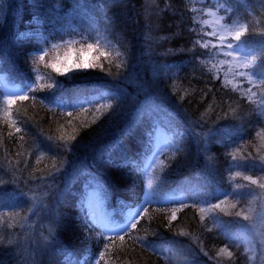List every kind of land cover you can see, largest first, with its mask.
<instances>
[{
	"label": "trees",
	"instance_id": "trees-1",
	"mask_svg": "<svg viewBox=\"0 0 264 264\" xmlns=\"http://www.w3.org/2000/svg\"><path fill=\"white\" fill-rule=\"evenodd\" d=\"M260 33L264 0H0V72L17 84L0 86V264H264L230 235L244 221L219 202L236 190L247 203L255 185L243 176L264 175V150L252 148L264 132ZM221 37L245 53L220 63ZM83 51L103 70L52 67ZM67 92L63 107L48 105ZM160 131L171 139L155 191L172 199L104 237L87 206L93 183L109 211L130 208Z\"/></svg>",
	"mask_w": 264,
	"mask_h": 264
},
{
	"label": "rangeland",
	"instance_id": "rangeland-1",
	"mask_svg": "<svg viewBox=\"0 0 264 264\" xmlns=\"http://www.w3.org/2000/svg\"><path fill=\"white\" fill-rule=\"evenodd\" d=\"M214 25L216 27H219V32H224L225 28L220 26V22L218 20L214 21ZM229 40H222V42L219 43V46L217 51L219 52V57H217V60L220 63L226 62V61H232L234 59V56L237 54H244L245 50L239 46H234V55L228 56L227 52L229 51L225 45L228 43ZM89 52H81L79 55H75L76 53L73 52L72 56L70 57L69 61H75L77 59L88 61L91 57L90 54H87ZM0 86H3L5 90L9 94H13L15 91H17V87L14 86V84L10 83L6 76H4L0 72ZM148 106V103L143 104L142 109L144 110ZM171 137L164 131H160L158 134V137L156 139V144L153 148V151L151 154L144 160L142 169L146 174V190H147V197H146V203H144V206L141 208H135V209H129L126 212L122 213L120 217L114 218L113 212L109 211L106 205V201L104 197H102V194L100 191L91 189L87 201V206L89 208L90 214H91V221H95L101 228L105 229L109 233H115V232H121L124 230H127L132 223H135L137 218L139 217L142 209L146 207V204H148L151 201H158L159 199H163L162 196L155 191V180H154V168L159 160L160 155L164 151L165 147L168 145ZM253 149H259V152L264 150V132L259 133L256 145L252 147ZM245 173L241 167H234L235 175L237 172ZM250 176V175H249ZM254 179H257L258 182H264V175L262 177H253ZM255 191L252 192L247 198V196L244 199H247V203L242 204L240 203L241 200H239V197L241 194L237 192L236 190H225L221 191V199L219 202H222L226 209L233 210L236 209V212H241V216H237L236 218L241 219L244 222L242 226L244 228L242 230L234 229L231 232V236L240 237L237 232L238 231H249V234L245 233L244 237L242 239V242H238L240 245H244L245 251L248 253L250 262L253 263L256 261L260 249L263 252V258H264V189H260L258 184L255 185ZM248 194V193H247ZM238 195V196H236ZM235 205V207H233ZM244 216H248L249 219L245 220L243 219ZM118 220L116 223H114V220ZM211 228L218 227L216 225L211 224Z\"/></svg>",
	"mask_w": 264,
	"mask_h": 264
},
{
	"label": "snow or ice",
	"instance_id": "snow-or-ice-1",
	"mask_svg": "<svg viewBox=\"0 0 264 264\" xmlns=\"http://www.w3.org/2000/svg\"><path fill=\"white\" fill-rule=\"evenodd\" d=\"M246 34H248V28L246 26H244V27L240 28L239 30H236L233 33V37L232 38L236 42H240V41H242V37H245ZM260 34L264 35V33H260ZM220 39L223 40L224 38L221 37ZM234 46H235V44H233L231 42V40H229L228 43L225 45V47L229 50L227 52V55L228 56H233L234 55V53H235V51L233 50L234 49ZM87 47L89 49H92L94 47V45L88 44ZM207 47H208V45H205V48H207ZM46 55H47V53H44L40 57V59L43 60ZM98 59L99 58L97 57V60ZM254 60H256V56L255 55H251V60H249L245 64V67H247L248 64H250ZM52 67L55 69L56 72H58V73H60L62 75L66 74L68 72H72L74 69L75 70H86V69H96V68H99V69L103 70V65L100 64V63H97V62H94V61H85V60H81V59H77L75 61H69L67 58L65 59V62L63 64H59L58 65L57 63H53L52 64ZM240 75L241 76H244L245 73L241 72ZM249 75L254 77V75L252 74V71H250ZM259 80H260L261 83H264V79H259ZM249 91H251V89H249ZM18 99L21 100V101H27L29 99V97L27 95H20L18 97ZM16 102H17V99H11V100H9V104H12V105L16 104ZM262 103H264V101H262ZM69 115H71V113H69ZM16 130L18 132L20 131L19 128H17ZM262 131H264V129H262ZM261 159H262L261 165H264V158H261ZM236 175L237 176H240L241 173L237 172ZM243 179L244 180H247V181H250L251 184H254V185L258 184V186H259L260 189H264V182H258V180L257 179H254L252 176L245 175V176H243ZM215 207L216 208H219L220 205L217 204V205H215ZM233 207H235V205H233ZM203 210L204 209H201V211H203ZM142 211H143V209H142ZM236 215L237 216H241L242 213L241 212H237ZM170 219L171 220H175L176 219V212H175V210L173 211L172 216L170 217ZM243 219L247 220V219H249V217L248 216H244ZM136 226H137L136 223H132L130 225L131 228H136ZM120 239L123 240L124 237L123 236H120ZM224 251H226V249H221V253H223ZM228 255L231 256L232 253L231 252H228Z\"/></svg>",
	"mask_w": 264,
	"mask_h": 264
},
{
	"label": "bare ground",
	"instance_id": "bare-ground-1",
	"mask_svg": "<svg viewBox=\"0 0 264 264\" xmlns=\"http://www.w3.org/2000/svg\"><path fill=\"white\" fill-rule=\"evenodd\" d=\"M11 24H7L6 25V27H5V29H6V31L8 32V27L10 26ZM8 56H10V53H8ZM8 79V78H7ZM9 80V79H8ZM9 82L10 83H12V84H14V86H16L17 84L16 83H13V82H11L10 80H9ZM64 97L63 98H61L60 100H57V101H55V102H51V101H48L47 103H48V105L50 106V107H63V104H64V100L66 101V99L69 97V95H70V93L69 92H67V93H64ZM102 98V96L100 95V94H97V95H92V96H87V97H85V96H79L78 97V100H79V102H85V103H89V102H92V103H94L95 101H98V100H102L101 99ZM156 144V143H155ZM95 186H93L91 189H95V190H98V191H100V189H98L99 187V183H97L96 181L93 183ZM98 188H97V187ZM101 192V191H100ZM101 194H102V197H103V193L101 192ZM146 197H147V190H146V187H145V192L144 193H141L140 194V199H136L135 201H133L131 204H130V208H128V209H125V210H122V211H114V214H116V218L117 217H120V215L122 214V213H124V212H126L127 210H129V209H135V208H139V207H143L144 206V203H146ZM174 197V200H180L181 198H179L180 196H178V195H174L173 196ZM163 199H166V200H171L172 199V196H170V195H166L165 197L163 196ZM105 201H106V205H107V208H108V204H107V200L105 199ZM143 201V203H142V205H140L139 203L140 202H142ZM158 202H160V201H151V202H149L148 204H146V207L148 206V205H150V204H153V203H158ZM220 205H222V204H220ZM145 208V207H144ZM142 212V211H141ZM141 214V213H140ZM118 220H114V223H116ZM91 224H92V226L93 227H95V228H97L98 230H101L102 231V235L104 236V237H106V238H110V237H113V236H116V235H119L120 233H123V232H125V231H127L128 229H130L131 227H129L127 230H124V231H121V232H115V233H109L108 231H106L105 229H103V228H101L97 223H95V221H91ZM218 226V229L219 228H221V226L220 225H217ZM244 234H245V232H242V233H238V235L241 237L242 236V238L241 239H239V237L237 236L236 238L238 239V242H242V239H243V237H244ZM235 237V236H234ZM1 245V244H0ZM243 251H244V253H246V254H248L246 251H245V247L243 246ZM0 249H2L3 251H6V247L4 246L3 247V245H1L0 246Z\"/></svg>",
	"mask_w": 264,
	"mask_h": 264
}]
</instances>
